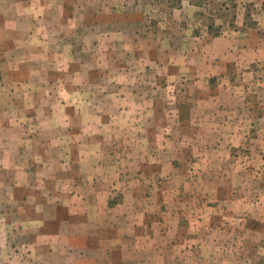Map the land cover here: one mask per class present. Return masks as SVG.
<instances>
[{
  "label": "rangeland",
  "instance_id": "rangeland-1",
  "mask_svg": "<svg viewBox=\"0 0 264 264\" xmlns=\"http://www.w3.org/2000/svg\"><path fill=\"white\" fill-rule=\"evenodd\" d=\"M94 174L111 264H264V0H0V264Z\"/></svg>",
  "mask_w": 264,
  "mask_h": 264
},
{
  "label": "crops",
  "instance_id": "crops-1",
  "mask_svg": "<svg viewBox=\"0 0 264 264\" xmlns=\"http://www.w3.org/2000/svg\"><path fill=\"white\" fill-rule=\"evenodd\" d=\"M254 49H257V51H262L261 44L257 43L254 45ZM118 182L119 181L116 180L112 181L109 179H104L103 177L96 176L95 174L91 178H87V180L82 179L80 182H76L77 185H91L95 187H92L90 192H87V194L70 192L68 195L70 200L67 202V204H65V213L66 217L68 216L71 220L67 221V225L62 223V225L58 226L57 237L59 238L61 236L62 240L59 239L56 242V245L54 241L48 242V244H50V246L46 248L48 254L53 256L59 254L66 263H69L68 261L71 260L72 263L80 264H111L114 249L122 254L128 252V249L136 254L139 252L138 245L135 240L136 236L134 235V231L136 229V222L134 219L131 222L132 232L128 231L130 235H132L131 237L127 236V239L129 240L128 246H117V240L115 238L116 228H120V230L122 228L113 227L111 216H107V227H103L106 229V238L104 242L101 244L97 241V239L102 236V226L98 225L101 223L99 220L95 221L96 215L101 213V208L99 206L105 201H108L109 195L111 194L110 191L108 192V190H111V188L120 189L118 187ZM98 186H102V188H99ZM94 191L95 194L93 193ZM126 191H128V189H126ZM121 193L123 194L124 190L121 189ZM99 198H102V201H100ZM77 200L79 202H77ZM75 202L77 203L74 204ZM105 206H108L107 202L105 203ZM117 209L118 208H116L114 212L110 211L109 215H114V213L120 212V210ZM111 210L113 211V209ZM126 210L128 216L130 215L132 218L135 216V209L129 210V206L127 205ZM77 218L78 220L76 221L75 219ZM96 253L103 254L102 258L97 257ZM74 254L76 255L74 256ZM31 257L34 258L32 264H39L34 255H31ZM99 259H102V261ZM46 263L53 264L50 261H46ZM130 263L134 264L135 262L132 260Z\"/></svg>",
  "mask_w": 264,
  "mask_h": 264
}]
</instances>
